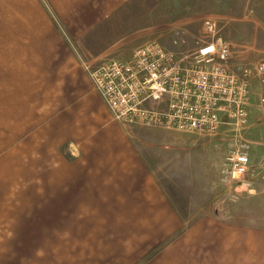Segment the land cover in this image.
Masks as SVG:
<instances>
[{"label": "crops", "instance_id": "crops-1", "mask_svg": "<svg viewBox=\"0 0 264 264\" xmlns=\"http://www.w3.org/2000/svg\"><path fill=\"white\" fill-rule=\"evenodd\" d=\"M93 10L0 0V264H264V193L230 202L169 156L201 137L114 120L77 50Z\"/></svg>", "mask_w": 264, "mask_h": 264}, {"label": "rangeland", "instance_id": "rangeland-1", "mask_svg": "<svg viewBox=\"0 0 264 264\" xmlns=\"http://www.w3.org/2000/svg\"><path fill=\"white\" fill-rule=\"evenodd\" d=\"M83 1L90 2L94 7V19L91 35L83 39L77 50L85 56L86 50L92 45L100 54L86 60L91 79V72L105 62L127 60L138 47L150 42H158L178 56L190 55L212 37L213 32L207 22L216 23V33L231 45L229 68L237 74L245 70L250 73L248 123L243 126L223 124L216 133L210 135L145 127L201 137L189 139L185 136L174 141L176 143L167 149L169 156L173 158L175 154L187 151L193 153L196 169L204 165L210 171L213 170V178L229 188L230 202H234L241 194L264 193V79L257 71L259 63L264 61V0ZM236 150L248 153L251 165L242 180L231 183L225 180L224 162ZM197 172L200 173V169ZM184 179L181 175L176 177L177 182ZM217 201L218 190L212 200L215 207Z\"/></svg>", "mask_w": 264, "mask_h": 264}, {"label": "built area", "instance_id": "built-area-1", "mask_svg": "<svg viewBox=\"0 0 264 264\" xmlns=\"http://www.w3.org/2000/svg\"><path fill=\"white\" fill-rule=\"evenodd\" d=\"M207 25L212 37L190 55L178 56L150 42L129 59L107 61L91 72L114 120L209 135L223 124L248 123L250 73L229 68L231 45L216 33V23ZM257 71L264 79V61ZM250 165L248 153L231 152L224 162L225 180L239 182Z\"/></svg>", "mask_w": 264, "mask_h": 264}]
</instances>
